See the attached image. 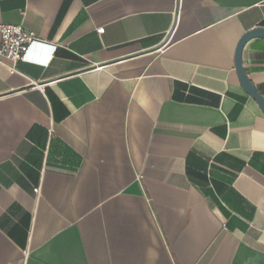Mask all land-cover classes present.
<instances>
[{
    "label": "crops",
    "instance_id": "obj_1",
    "mask_svg": "<svg viewBox=\"0 0 264 264\" xmlns=\"http://www.w3.org/2000/svg\"><path fill=\"white\" fill-rule=\"evenodd\" d=\"M0 23L44 42L0 61V264H264L235 64L264 0H0ZM242 61L264 96V39Z\"/></svg>",
    "mask_w": 264,
    "mask_h": 264
},
{
    "label": "built area",
    "instance_id": "obj_2",
    "mask_svg": "<svg viewBox=\"0 0 264 264\" xmlns=\"http://www.w3.org/2000/svg\"><path fill=\"white\" fill-rule=\"evenodd\" d=\"M104 31V27L98 28L99 33ZM0 37V61L7 59L14 63L20 61L43 62L29 55L32 46L44 43L33 30L24 25L0 23ZM56 48L57 46L53 48V52Z\"/></svg>",
    "mask_w": 264,
    "mask_h": 264
},
{
    "label": "water",
    "instance_id": "obj_3",
    "mask_svg": "<svg viewBox=\"0 0 264 264\" xmlns=\"http://www.w3.org/2000/svg\"><path fill=\"white\" fill-rule=\"evenodd\" d=\"M254 38H261L264 39V27H257L248 32H246L238 42L236 48V55H235V64L236 70L238 74L239 81L244 88V90L257 102L259 108L264 114V96L258 90L257 86L249 77L246 69L244 68L243 61H242V53L246 44L254 39Z\"/></svg>",
    "mask_w": 264,
    "mask_h": 264
}]
</instances>
